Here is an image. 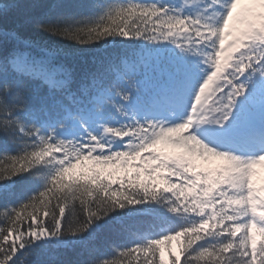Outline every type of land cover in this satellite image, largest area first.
<instances>
[{"label": "snow or ice", "instance_id": "1", "mask_svg": "<svg viewBox=\"0 0 264 264\" xmlns=\"http://www.w3.org/2000/svg\"><path fill=\"white\" fill-rule=\"evenodd\" d=\"M5 158L0 264H264V0H0Z\"/></svg>", "mask_w": 264, "mask_h": 264}, {"label": "trees", "instance_id": "2", "mask_svg": "<svg viewBox=\"0 0 264 264\" xmlns=\"http://www.w3.org/2000/svg\"><path fill=\"white\" fill-rule=\"evenodd\" d=\"M91 2V0H82L84 5H87ZM94 3H118L123 2V0H92ZM80 10L87 11L86 7H82ZM98 13L97 9H90L85 13H76L74 14L76 18H81L82 16H90L94 17ZM52 43L53 47H66L68 50L83 53L85 55L91 56L92 54H113L122 56L125 49L121 47L115 41H105L95 46H81L76 44L75 42L62 40L60 41L59 38L49 41ZM10 164L9 159H0V169L6 168ZM260 173L257 177V187L260 186L261 183H264V170L258 169ZM113 188L118 189L119 185H113ZM28 189L25 188L22 191H27ZM14 203V201H13ZM55 203V201L53 202ZM77 218L79 220L84 219V213L79 208V204H77ZM31 210V209H29ZM66 220L68 219L66 213ZM163 216L160 213H150L144 214L140 216H136L133 218H127L124 220H114L108 227H106L102 232H100L96 239L93 241V247L96 251L102 255L108 254L111 259L119 260V256H111L110 254L113 251L118 250L119 247L127 245L131 243L132 239L139 238L141 234L148 235L150 233H154L156 228L159 227L161 222L163 221ZM3 220L2 214H0V221ZM29 223L25 221V224ZM24 264H32L34 257H27L23 258Z\"/></svg>", "mask_w": 264, "mask_h": 264}]
</instances>
